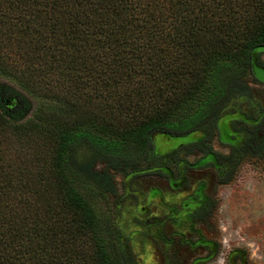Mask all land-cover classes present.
Wrapping results in <instances>:
<instances>
[{
    "label": "trees",
    "instance_id": "1",
    "mask_svg": "<svg viewBox=\"0 0 264 264\" xmlns=\"http://www.w3.org/2000/svg\"><path fill=\"white\" fill-rule=\"evenodd\" d=\"M261 53L264 0H0V82L36 102L23 118L0 84V264H135L95 197L150 172L153 132L200 133L167 158L212 155ZM260 121H240L244 153L264 155Z\"/></svg>",
    "mask_w": 264,
    "mask_h": 264
},
{
    "label": "rangeland",
    "instance_id": "2",
    "mask_svg": "<svg viewBox=\"0 0 264 264\" xmlns=\"http://www.w3.org/2000/svg\"><path fill=\"white\" fill-rule=\"evenodd\" d=\"M258 59L264 65V53ZM252 72L245 78L249 97L232 103L237 112L228 109L217 122L218 134L208 143L212 155L178 152L164 164L160 158L167 152L200 134L155 135L152 160L145 164L150 172L113 174V194L95 197L98 217L115 227V246L135 264H264V155L241 149L240 121L261 117L257 138L264 141V69L255 65ZM0 84L16 94L8 106L23 100L22 117H30L34 96L11 80ZM90 156L86 148L74 152L79 163Z\"/></svg>",
    "mask_w": 264,
    "mask_h": 264
},
{
    "label": "flooded vegetation",
    "instance_id": "3",
    "mask_svg": "<svg viewBox=\"0 0 264 264\" xmlns=\"http://www.w3.org/2000/svg\"><path fill=\"white\" fill-rule=\"evenodd\" d=\"M230 130H233V126H231V128H230ZM195 133H198V132H195ZM200 134V133H199ZM200 138V137H199ZM198 138V139H199ZM198 139H196L195 141H197ZM195 141H193V142H195ZM190 143H192V142H190ZM174 150V149H173ZM194 152V151H193ZM199 152V151H198ZM168 153H170V151L169 152H167L166 154H168ZM183 153V152H182ZM200 153V152H199ZM165 154V155H166ZM192 154V153H191ZM190 155V154H189ZM208 155V154H207ZM169 158V160H173V158H171L170 159V157H168ZM166 156H163L162 158H160V160L164 163V164H166V162L168 161L167 159H168Z\"/></svg>",
    "mask_w": 264,
    "mask_h": 264
},
{
    "label": "water",
    "instance_id": "4",
    "mask_svg": "<svg viewBox=\"0 0 264 264\" xmlns=\"http://www.w3.org/2000/svg\"><path fill=\"white\" fill-rule=\"evenodd\" d=\"M11 102H13V101H11ZM5 104H6L7 106L10 104V99H9V98H6V99H5ZM12 104H13V103H12ZM158 134H160V133H158V132H153L152 135H151V139L153 140L154 137H155V135H158Z\"/></svg>",
    "mask_w": 264,
    "mask_h": 264
}]
</instances>
